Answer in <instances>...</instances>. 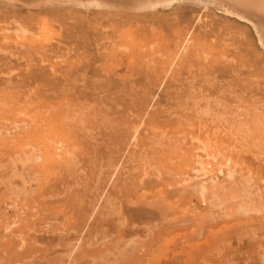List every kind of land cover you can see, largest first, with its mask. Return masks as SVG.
<instances>
[{
  "label": "rangeland",
  "instance_id": "obj_1",
  "mask_svg": "<svg viewBox=\"0 0 264 264\" xmlns=\"http://www.w3.org/2000/svg\"><path fill=\"white\" fill-rule=\"evenodd\" d=\"M215 1L0 3V264H264V47Z\"/></svg>",
  "mask_w": 264,
  "mask_h": 264
},
{
  "label": "bare ground",
  "instance_id": "obj_2",
  "mask_svg": "<svg viewBox=\"0 0 264 264\" xmlns=\"http://www.w3.org/2000/svg\"><path fill=\"white\" fill-rule=\"evenodd\" d=\"M177 1L180 0H0V3L3 4V6L6 4L9 6L19 4L18 6L21 7L37 8H61L71 6L73 8H79L84 12L94 10L104 15L111 14L108 12H116L114 13L115 15L124 16L128 15L127 13L156 12L158 9L172 7ZM208 1H210V3L217 2L215 0ZM219 2L222 3L219 4L226 13H230L251 25L259 44L264 47V0H230L231 4L229 2L225 4L224 0H219ZM17 29L16 31L19 32ZM111 156L109 157L111 158Z\"/></svg>",
  "mask_w": 264,
  "mask_h": 264
}]
</instances>
